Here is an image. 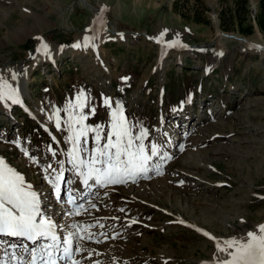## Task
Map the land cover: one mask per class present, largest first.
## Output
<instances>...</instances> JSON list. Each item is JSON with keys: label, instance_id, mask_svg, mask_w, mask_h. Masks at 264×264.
<instances>
[{"label": "rangeland", "instance_id": "1", "mask_svg": "<svg viewBox=\"0 0 264 264\" xmlns=\"http://www.w3.org/2000/svg\"><path fill=\"white\" fill-rule=\"evenodd\" d=\"M83 1L93 10L81 0H0V41L8 40L0 48V75L18 89L33 116L39 108L44 112L40 121L22 102H0V158L35 185L38 195L44 192L48 210L54 209L49 164L63 169L60 192L79 187L71 164H62L70 145L53 113L59 109L63 119L68 102L83 90L95 108L86 124L107 126L104 98L113 106L118 101L131 122L148 130L145 143L160 145L168 159L154 158L153 170L135 183H93L80 217L68 214L66 221L67 214H59L63 235L73 223L95 225L89 229L93 240L79 241L85 251L76 259L214 264L215 241L195 227L222 240L264 225V54L230 40L264 48L255 21L260 0H247L245 26L254 25L252 35L237 31L239 19H233L236 26L229 22L243 12V0ZM220 17L235 28L224 30ZM165 32V43L158 44ZM85 36L98 38L84 47ZM177 37L176 46L164 47ZM78 42L81 47H72ZM42 44L49 46L50 58ZM55 211L51 217L57 220Z\"/></svg>", "mask_w": 264, "mask_h": 264}, {"label": "snow or ice", "instance_id": "2", "mask_svg": "<svg viewBox=\"0 0 264 264\" xmlns=\"http://www.w3.org/2000/svg\"><path fill=\"white\" fill-rule=\"evenodd\" d=\"M164 35L166 32L156 38V42L165 43ZM97 38L85 36L84 47ZM177 43L178 37L166 46L173 47ZM72 47L79 48L81 44L78 42ZM42 54L51 57V50L47 44H42ZM16 78V74L13 73L11 79ZM3 101L21 103L18 89L0 75V102ZM103 103L110 109L107 126L86 124L89 116L95 113V108L89 107V99L83 90L74 102H68L63 110L65 114L63 119L59 109L53 113L57 130L67 133L66 142L70 145V151L66 153L69 157L68 162L85 189L92 187L90 181L101 187L125 184L129 181L135 183L139 177H147L148 172L153 170L154 158L168 159L162 155L160 145L145 143L148 139V130L131 122L120 102H115L113 106L110 98H104ZM85 108H88L87 112ZM90 134L92 147H89ZM52 155L55 157L56 153L52 152ZM45 170L54 173L50 176L49 182L59 193L63 169L58 171L49 164ZM155 171L162 174L159 166ZM68 202L76 210L75 214L79 215L83 204L78 203L71 194L68 196ZM94 226L73 223L66 226L68 231L61 236L60 233L65 229L60 228L58 233L60 226L42 211L38 193L26 182L23 175L0 158V264H61V261L64 264H80L76 255L85 249L80 247L79 241L93 240L95 234L89 229ZM202 234L213 239L217 253L223 254V257L218 255L215 258L214 264H264V225H259L256 231H249L239 238L221 240L211 237L206 231Z\"/></svg>", "mask_w": 264, "mask_h": 264}, {"label": "trees", "instance_id": "3", "mask_svg": "<svg viewBox=\"0 0 264 264\" xmlns=\"http://www.w3.org/2000/svg\"><path fill=\"white\" fill-rule=\"evenodd\" d=\"M242 7H243V12L239 11V16H230L228 17L230 19L229 22H231L232 24L235 22L236 19H239V21L237 20V26L235 24H233L234 26H236L237 31L239 33H241L242 35H252L255 31L254 25H247L245 26L246 22L249 20V10H248V3L247 0H243L242 1ZM221 21H222V28L226 31H229L231 28H235V27H229L225 24V20H223V17H220ZM235 19V20H233ZM255 21L256 24L259 28V30L264 33V0H260L259 2V11L255 16ZM228 22V23H229Z\"/></svg>", "mask_w": 264, "mask_h": 264}, {"label": "bare ground", "instance_id": "4", "mask_svg": "<svg viewBox=\"0 0 264 264\" xmlns=\"http://www.w3.org/2000/svg\"><path fill=\"white\" fill-rule=\"evenodd\" d=\"M82 2H84L88 7H89V9H91V10H93L92 9V7H90V3L87 1V2H85V1H83V0H81ZM29 12V11H28ZM31 15V14H30ZM20 30V29H19ZM21 31V30H20ZM24 31V30H23ZM13 32H14V30H13ZM25 33V32H24ZM10 34V33H9ZM8 34V35H9ZM12 34V33H11ZM22 36V35H21ZM29 36V35H28ZM16 37V36H15ZM27 37V36H26ZM19 38V37H18ZM223 38H225L226 39V37H221V34H219V37H218V39L219 40H221V39H223ZM227 39H230V38H227ZM7 40V39H6ZM5 39L4 40H2V41H0V48L1 47H4L5 46V44L3 43V42H5L6 41ZM230 40H235V41H237L238 43H240L241 45H243V47H244V49H247V50H251V51H254V52H256V53H260V54H264V48H259V47H256V46H253V45H249L246 41H244V40H238V39H234V38H232V39H230ZM6 42H8V40L6 41ZM7 44H9V43H7ZM159 44V43H158ZM251 44V43H250ZM164 47H166V46H164ZM207 47L208 46H200V47H198V48H200V49H202V48H204V49H207ZM197 48V47H196ZM203 50V49H202ZM42 51V50H41ZM41 54H39V56H40ZM38 57V56H37ZM40 62H41V60H40ZM28 82V81H27ZM27 107V106H26ZM29 109V108H28ZM30 110V109H29ZM38 111L39 112H35V116H33V112H31L32 113V116L34 117V118H38L40 121H42L41 119H40V117L42 118V119H44V115H43V111L39 108L38 109ZM46 128H48V127H46ZM48 131H50V128H48ZM70 205H72V204H70ZM56 206H61V205H57L56 204ZM57 208H61V211H62V213H61V215H63V213H72L71 215L73 216V217H76L77 218V216H79L80 217V214L79 215H76L75 214V209L74 208H68V207H57ZM56 212V211H55ZM54 213V212H53ZM258 226L259 225H257L256 227H255V231L257 230V228H258ZM196 229H198L197 227H195ZM201 232H204V231H201ZM211 236H213V235H211ZM241 236H242V234H241ZM240 236V237H241ZM214 237V236H213ZM216 238H219V237H216ZM223 240V239H222ZM215 244V243H214ZM218 255V254H217ZM219 256H221V257H223V254H219ZM214 262H215V260H214ZM200 264H209V263H207V261H202V263H200Z\"/></svg>", "mask_w": 264, "mask_h": 264}, {"label": "water", "instance_id": "5", "mask_svg": "<svg viewBox=\"0 0 264 264\" xmlns=\"http://www.w3.org/2000/svg\"><path fill=\"white\" fill-rule=\"evenodd\" d=\"M224 35V34H223ZM225 36H227V37H235V36H233V35H225ZM243 40H245V39H243Z\"/></svg>", "mask_w": 264, "mask_h": 264}]
</instances>
